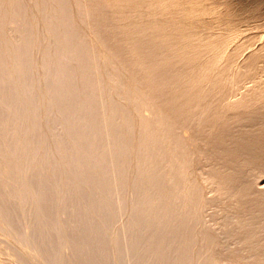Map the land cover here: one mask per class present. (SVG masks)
Wrapping results in <instances>:
<instances>
[{
  "label": "bare ground",
  "instance_id": "bare-ground-1",
  "mask_svg": "<svg viewBox=\"0 0 264 264\" xmlns=\"http://www.w3.org/2000/svg\"><path fill=\"white\" fill-rule=\"evenodd\" d=\"M168 3L0 0V229L19 263L26 245L37 264H264V43Z\"/></svg>",
  "mask_w": 264,
  "mask_h": 264
},
{
  "label": "rangeland",
  "instance_id": "rangeland-1",
  "mask_svg": "<svg viewBox=\"0 0 264 264\" xmlns=\"http://www.w3.org/2000/svg\"><path fill=\"white\" fill-rule=\"evenodd\" d=\"M167 3H168V1L169 0H165ZM171 1L172 2H176V7H174L172 4H170L171 3ZM171 1H169V3L167 4L168 6L170 5V7H168L166 4V6H160L159 8H160V10H163L164 9V11H160V10H158V12L160 11V14L162 15V14H164V15H168V16H174L175 14L177 15V16H179L180 14L179 13H181V12H178V14L177 13H175V11L177 10V11H186V10H189V11H186V12H183L184 13V15L185 16H187V13H189L190 12V10H191V12L192 11H194V7L190 4V3H192L193 2V0L191 1H189L188 3L190 4V6H189V4H187L185 1L186 0H184V2L186 3V7H193V8H184V7H182L181 9L179 8V10L178 9H175V8H177V5L178 6H182L179 2H182L183 0H171ZM196 1V0H195ZM195 1H194V6L196 7V8H198V9H196V10H203L204 12H202L201 14H200V11H199V15L197 14V13H195V12H198V11H195V12H193V13H195L196 15H197V17L195 16V14H191V17L192 18H194L192 15H194L196 18H198L199 17V19H201V20H203V19H206V20H203V22L205 21V22H207V21H209V20H211V22H207V23H205V25L206 24H208V23H210V25L212 24H214L213 26H210V28H209V26H207L206 25V27L207 28H209V30H211V32H215L216 34L218 33V34H220L221 32L220 31H222L223 33H226L227 31V29H222L221 28V26H225V24H223L224 22L225 23H228V22H230V24H236L237 26H239V28L235 25V27H234V30L236 31V29H238L239 31L241 30V29H248L249 28V30L248 31H246V30H243L244 32H246V33H248V34H244L242 31L240 32V33H242V34H244L243 36L241 35V34H239V31H238V33H236L235 34V32H233L232 31V29H231V27H232V25H230V28H229V26H228V29H230L232 32H228V33H230V34H232V35H229V37H231V38H236L237 36V40L235 39H232L231 41H235V42H237V43H239L240 42V39L242 40V39H244V36H247V35H249L250 33L252 34H257V33H259V35L257 34V36L256 37H258V38H256L255 37V39L253 40V44L252 45H254V46H250L251 48H255V47H258V46H260V43H264V0H198V3H197V1H196V3H195ZM174 2V3H175ZM180 5H179V4ZM185 3H184V5H185ZM182 4H183V2H182ZM199 4V5H198ZM212 4V5H211ZM214 4V5H213ZM223 4V5H222ZM164 5V4H163ZM172 5V6H171ZM183 5V6H184ZM188 5V6H187ZM205 5L206 6H208V7H206L205 8ZM212 7H211V6ZM217 5V6H216ZM204 6V7H203ZM169 9V13H171V14H169V13H167L168 12V9ZM174 8V10H172ZM184 8V10H182ZM203 8H205V9H203ZM209 8V9H208ZM228 8V9H227ZM186 9V10H185ZM207 9V10H206ZM213 9V10H212ZM217 9V10H216ZM237 9V10H236ZM167 10V11H166ZM172 10V11H171ZM216 10V11H215ZM174 11V12H173ZM176 11V12H177ZM161 12H163V13H161ZM164 12H166V13H164ZM207 13V14H206ZM215 13V14H214ZM224 13V14H223ZM233 13H234V15H233ZM174 14V15H173ZM182 14V13H181ZM190 14H188V16L190 15ZM175 15V16H176ZM183 15V14H182ZM213 15V16H212ZM233 15V16H232ZM174 16V17H175ZM187 16V17H188ZM200 16H202L201 18H200ZM216 16V17H215ZM223 16V17H222ZM210 17V18H209ZM232 17V18H231ZM235 17V18H234ZM203 18V19H202ZM215 18V19H214ZM220 18H222L221 20H220ZM208 19V20H207ZM227 19V20H226ZM194 20H195V18H194ZM201 20H198V21H200L201 22ZM223 20V21H222ZM229 20H231V21H229ZM221 21V22H220ZM236 21V22H235ZM239 21V22H238ZM196 22H197V19H196ZM203 22H201V23H203ZM214 22V23H213ZM223 22V23H222ZM242 22V23H241ZM193 23V22H192ZM218 23H219V25H218ZM252 23V24H251ZM254 23V24H253ZM258 23V24H257ZM262 24V25H261ZM248 26V28H246ZM257 26V27H256ZM190 27V26H189ZM212 27H214V28H212ZM192 28V27H191ZM190 28V29H191ZM225 28V27H224ZM227 28V27H226ZM188 29V28H187ZM189 29V31H191ZM220 30V31H219ZM223 30H225V31H223ZM230 30H228V31H230ZM251 30V31H250ZM258 30V31H257ZM188 31V30H187ZM257 31V32H256ZM237 32V31H236ZM236 36H235V35ZM240 35V36H239ZM243 37V38H242ZM261 37V38H260ZM229 40H230V38H229ZM230 41V42H231ZM239 41V42H238ZM261 41V42H260ZM229 41H228V44L230 43ZM234 42V44L233 45H235V44H237V43H235ZM255 44H258V46L257 45H255ZM231 47H227L228 49H231L232 47H233V45H232V42H231ZM229 45V46H230ZM250 47H246V48H244L242 51H243V53L241 52V55H240V57L239 58H242V57H244V56H246V54L249 52V49H250ZM249 48V49H248ZM248 50V51H247ZM251 50V49H250ZM244 51H245V53H244ZM242 54H244L243 56H242ZM146 108H144L143 109V113L145 114V115H151V112L149 111V109H146ZM149 112V113H148ZM187 129V130H186ZM190 129H188L187 127L186 128H184L183 129V134L184 135H186V136H188L189 134H190V131H189ZM189 133H188V132ZM258 175H261V174H258ZM261 177V178H260ZM262 177H264V176H258V177H256V179H257V181L258 182H260V181H264V178H262ZM255 179V180H256ZM259 179V180H258ZM28 205H30V204H26V207L28 206ZM28 209L30 208V206L29 207H27ZM1 222V221H0ZM1 226H4V223L2 222V223H0V227ZM29 227V226H28ZM30 228V227H29ZM29 228H27L26 226H25V228H24V230H26V232H29L30 231V229ZM260 229H256V231L255 232H260L259 231ZM262 230V232H260V234H261V237H259V238H264V228H262L261 229ZM2 232V233H1ZM5 232H3V230L2 229H0V253H1V255H0V264H10V263H12V264H21V263H19L20 261H19V254H17V252L15 251V249L16 248H18V246H15V244L14 243H11V240H10V243H9V240H7L8 239V235L7 234H5ZM257 234V233H256ZM8 237H7V236ZM258 236H260L259 234H258ZM5 239H6V241H5ZM228 240V239H227ZM226 239H225V241H227ZM5 243H7V244H5ZM9 243V244H8ZM3 244V245H2ZM6 245H8V247L6 248ZM11 245V246H10ZM12 246H14V247H16L15 249H14V247H12ZM12 247V248H11ZM249 247H251V246H247V248H246V250H244V256L243 257H245V256H248V253H250V252H252L253 250H254V247L252 248L251 247V249L249 248ZM7 250H6V249ZM9 248V249H8ZM11 248V249H10ZM14 251H13V250ZM23 249H25V250H23V251H25L24 253H23V255H25V256H23L26 260L28 259V257H30L31 256V258H29L28 260L29 261H31L30 262V264L32 263H35V264H37V262H35V261H38V259H39V256H38V254L35 252V251H32V249L29 247L28 248V246H26V245H23ZM26 249H28V250H26ZM30 249H31V251H30ZM4 250V251H3ZM17 250V249H16ZM68 250V249H67ZM67 250H65V251H67ZM3 251V252H2ZM17 251H19V249L17 250ZM219 251V250H218ZM221 251V250H220ZM20 252V251H19ZM18 252V253H19ZM30 252V253H29ZM33 252V253H32ZM4 253H6V255L4 254ZM28 253V256L26 255ZM32 253V254H31ZM37 255H36V254ZM8 254V255H7ZM10 254V255H9ZM34 254V255H33ZM30 255V256H29ZM36 256V257H35ZM35 257V258H34ZM16 258H17V260H16ZM31 259V260H30ZM7 260V261H6ZM4 261V262H3ZM34 261V262H33ZM6 262V263H5ZM8 262V263H7Z\"/></svg>",
  "mask_w": 264,
  "mask_h": 264
}]
</instances>
